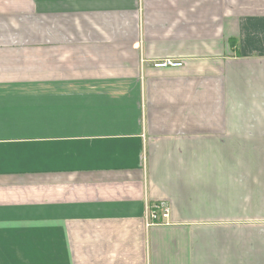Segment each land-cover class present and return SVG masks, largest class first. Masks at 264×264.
I'll return each mask as SVG.
<instances>
[{
    "label": "crops",
    "instance_id": "crops-1",
    "mask_svg": "<svg viewBox=\"0 0 264 264\" xmlns=\"http://www.w3.org/2000/svg\"><path fill=\"white\" fill-rule=\"evenodd\" d=\"M15 2L0 264H264V0Z\"/></svg>",
    "mask_w": 264,
    "mask_h": 264
},
{
    "label": "built area",
    "instance_id": "built-area-1",
    "mask_svg": "<svg viewBox=\"0 0 264 264\" xmlns=\"http://www.w3.org/2000/svg\"><path fill=\"white\" fill-rule=\"evenodd\" d=\"M182 65V61L176 60H163L154 64L156 68L181 67ZM169 218L170 209L168 204L165 202H159L147 208L145 218L147 226H150L153 223L161 222L162 220H168Z\"/></svg>",
    "mask_w": 264,
    "mask_h": 264
},
{
    "label": "rangeland",
    "instance_id": "rangeland-1",
    "mask_svg": "<svg viewBox=\"0 0 264 264\" xmlns=\"http://www.w3.org/2000/svg\"><path fill=\"white\" fill-rule=\"evenodd\" d=\"M11 1V5H10V8H13V9H15L16 7H15V5H16V0H10ZM12 1H13V3H12Z\"/></svg>",
    "mask_w": 264,
    "mask_h": 264
}]
</instances>
